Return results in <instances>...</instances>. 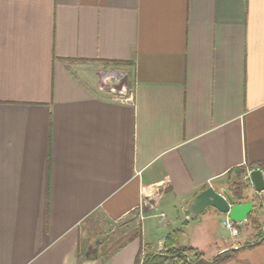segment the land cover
Segmentation results:
<instances>
[{
    "label": "crops",
    "instance_id": "crops-1",
    "mask_svg": "<svg viewBox=\"0 0 264 264\" xmlns=\"http://www.w3.org/2000/svg\"><path fill=\"white\" fill-rule=\"evenodd\" d=\"M261 165L264 0H0V264H264L185 212Z\"/></svg>",
    "mask_w": 264,
    "mask_h": 264
},
{
    "label": "trees",
    "instance_id": "trees-1",
    "mask_svg": "<svg viewBox=\"0 0 264 264\" xmlns=\"http://www.w3.org/2000/svg\"><path fill=\"white\" fill-rule=\"evenodd\" d=\"M243 169L237 168L235 171L239 174L240 172L243 173ZM245 170L246 169H244V172ZM233 183L234 186L230 185L229 192L236 199V202L242 203L249 201L243 192L242 185H245L246 188L250 187V181L244 180L238 183L234 180L232 181V184ZM257 213L258 211L255 206L247 219H252V223L257 226L260 233L258 241H260V239L264 237V233L263 231L261 232L262 225L260 224ZM173 236L174 234L168 235L164 250L158 253L152 250L150 244H145L138 254L136 264H222L235 257L237 253V250L231 249L223 251L212 258H207L205 253L199 248L192 246H175L173 243Z\"/></svg>",
    "mask_w": 264,
    "mask_h": 264
},
{
    "label": "water",
    "instance_id": "water-1",
    "mask_svg": "<svg viewBox=\"0 0 264 264\" xmlns=\"http://www.w3.org/2000/svg\"><path fill=\"white\" fill-rule=\"evenodd\" d=\"M251 179L253 188L258 193L264 192V174L261 168L252 169ZM210 206L237 222H243L253 211L255 204L253 201L237 203L228 189L210 185L192 199L185 212L190 218H194Z\"/></svg>",
    "mask_w": 264,
    "mask_h": 264
},
{
    "label": "rangeland",
    "instance_id": "rangeland-1",
    "mask_svg": "<svg viewBox=\"0 0 264 264\" xmlns=\"http://www.w3.org/2000/svg\"><path fill=\"white\" fill-rule=\"evenodd\" d=\"M111 96H113V97H116V96L120 97L121 96L122 97L124 95L119 93V94H111ZM248 171L245 170V172H244V169H243V173L240 172L239 174H237L236 178H234L232 181L235 180L238 183L243 182L244 180L248 181V179H246ZM230 185L234 186V183L232 184V182H231V184H229V186ZM236 186H237V184H236ZM242 187H243V192H244L245 196L249 199V201H253L256 208H257L258 219L260 221V224L262 225L261 232L263 231V233H264V192H261V193L256 192V190L253 188V184L251 182H250V187L246 188L245 185H242ZM140 215H141V213H140ZM140 218L141 217H139V220H140ZM137 219H138V217H136V222H134L135 226L139 225ZM251 220L252 219H249L245 223H241V222L239 223V229H240L239 237L240 238L243 236L246 237V235H247V240H249L250 242H257L260 238V233H259L257 226L254 223H252ZM128 227L129 226H127L126 228H128ZM107 228L109 229L110 227L108 226ZM209 228H211V225H209ZM222 233L224 234L226 239L232 237L230 230H228L225 226H224V229L222 230ZM109 237H110V234H107V238H109ZM263 239H264V237L260 240H263ZM219 243H220V241H219Z\"/></svg>",
    "mask_w": 264,
    "mask_h": 264
},
{
    "label": "built area",
    "instance_id": "built-area-1",
    "mask_svg": "<svg viewBox=\"0 0 264 264\" xmlns=\"http://www.w3.org/2000/svg\"><path fill=\"white\" fill-rule=\"evenodd\" d=\"M115 94H119V93H115ZM114 99L116 100H124V101H129V100H132V96L131 95H128V96H120V97H113ZM257 168H261V170L263 171V174H264V166H260V167H257ZM252 169H255V168H252ZM252 169H250L248 171V174L246 176V179H248L252 184V179H251V171ZM224 226L230 230V233L232 236L234 237H237L239 236L240 234V229H239V222L231 219L229 216H227L226 220L224 221Z\"/></svg>",
    "mask_w": 264,
    "mask_h": 264
}]
</instances>
